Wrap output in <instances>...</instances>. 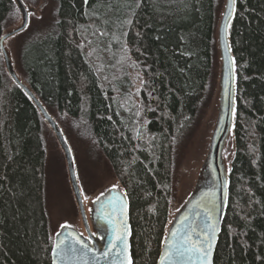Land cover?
Instances as JSON below:
<instances>
[{
  "label": "trees",
  "instance_id": "16d2710c",
  "mask_svg": "<svg viewBox=\"0 0 264 264\" xmlns=\"http://www.w3.org/2000/svg\"><path fill=\"white\" fill-rule=\"evenodd\" d=\"M225 6L54 0L40 29L27 22L4 39L22 37L16 64L24 82L6 55L16 81L10 76L0 46V264H51L42 111L69 154L56 117L67 121V136L96 147L127 204L132 264L157 263L174 149L191 138L219 87ZM17 9L29 16L24 0H0V40L22 27L3 34ZM227 40L235 151L213 264H264V0H236Z\"/></svg>",
  "mask_w": 264,
  "mask_h": 264
},
{
  "label": "rangeland",
  "instance_id": "374dc122",
  "mask_svg": "<svg viewBox=\"0 0 264 264\" xmlns=\"http://www.w3.org/2000/svg\"><path fill=\"white\" fill-rule=\"evenodd\" d=\"M24 0L25 8L29 11L27 17L28 28L42 27L41 18H45L53 11L54 0ZM24 19L23 13L17 9L16 23L5 30L3 34L21 26ZM21 36L8 38L3 42V49L10 57L19 79L24 82V77L17 68L16 54ZM222 59L217 61V76L219 87H216L212 101L207 109L200 125L191 135V138L182 139L174 149V167L171 179V199L168 207V218L163 238L168 234L179 215L186 208L188 201L196 192L197 187L203 182V175L209 168V160L212 151L214 136L220 122L221 109L225 98L222 94L220 80L222 79ZM224 98V99H223ZM234 109V108H233ZM230 113L229 127L220 146L218 163L224 177L230 171L234 157V112ZM55 121L61 128L70 150V161L74 175L76 188L79 189L81 201L85 213V220L90 235L94 237V231L90 220V210L94 201L101 193L109 190H118L122 194L121 186L116 177L106 165L98 150L92 143L77 141V138L68 135L65 127L67 121L62 117H56ZM49 123L45 125L43 139L46 149L45 170V204L48 214V225L54 243L57 233L64 229H71L81 237H87L73 185L69 175V167L64 150ZM68 130V129H67ZM67 133V134H66ZM65 156V157H64ZM115 186V187H114ZM53 243V245H54ZM162 249V248H161Z\"/></svg>",
  "mask_w": 264,
  "mask_h": 264
},
{
  "label": "water",
  "instance_id": "95a60500",
  "mask_svg": "<svg viewBox=\"0 0 264 264\" xmlns=\"http://www.w3.org/2000/svg\"><path fill=\"white\" fill-rule=\"evenodd\" d=\"M230 10L231 9L229 6V0H226L225 10H224V13H223V16H222V19L220 22V27H219V44H220L221 59H222V79H221V87H222L221 92H222V94L221 95L225 98V100H224V103L222 105L220 122H219V125H218L217 130H216L217 133L214 136V142L212 144V151H211V156H210V163H211L210 165L216 169L220 168L218 166V163H217V160L219 157L218 155H219L221 143H222L224 136L226 135V131L229 127L228 121L230 120L229 119L230 113L233 109V73H234V70H233V62H232V58H231V54H230V50H229V46H228V40H227V27H228V23H229V20L231 18V15H232V14L229 15ZM23 16H24V19H23L22 27L20 29L15 30L13 33H11L9 35H5L0 40V46H1V50H3L7 70L10 73V76L15 81H16V77L11 72L9 60H8V58L4 52V49H3V41L8 36H11V35L17 33L18 31H20L22 28H24L26 26L27 14L25 11H23ZM42 114H43V117L51 125L54 132L56 133V136L60 142V145L65 152L67 164L69 167V175H70V179H71V182L73 185V190H74V193H75V196L77 199V203L79 206V210L81 213V217L83 220V224H84L87 236H88V238H90L91 235H90V232H89L88 227L86 225L85 213H84V209H83V205H82V201H81L80 192H79V189L76 188V186H75L74 175H73V171L71 169L72 168L71 161H70L71 158H70L67 146H66L58 128L51 121L49 116L43 111H42ZM225 186H226V179H223V182L219 183V185H218L219 201L215 205L216 208L213 211V219L211 221L212 223L215 224L216 229H217V231L215 233V239L213 241L212 248H211V257H210L211 264H213L215 247H216L218 235L220 232L221 215H222V210H223V196H224ZM112 198H115L117 200L123 199L124 203L126 204L125 198L122 196L114 195ZM212 208H213V206H212ZM206 209L211 210L209 208H206ZM185 218H187V219L185 220ZM126 221H127V225H128V229H129V234L127 237L128 255L131 258V255H130L131 230H130V226H129V222H128L127 208H126ZM207 223H209V221L207 220L206 210L202 211L201 213H199L198 215L195 216L194 212H193V208L188 207L184 212H182L179 215V217L177 218L175 223L172 225L170 230L179 229L181 233H183L185 230H189L191 232L193 239H196L197 236H199L200 238H203V230L206 228ZM105 225H106V232H105L104 238L102 240V244L100 245L101 251L97 254H92L91 252H89V253H87V255L83 256L82 258H81V253H79V252H77L75 255L69 254L63 260H61L59 257L54 256V252H53L54 246L57 243H59L60 241H65L66 244L72 245L73 244V237L79 236V238L82 241L85 240L82 237H80V235H78L75 231H73L71 229L62 230L60 235L56 238L55 243L52 247L51 264H53L54 259L57 260V264H119V261L115 258V254H113V256H110L108 258H105L102 255L103 251L109 246V240L113 239V236H114L112 226H110L107 222ZM193 229L195 230L194 232L191 231ZM170 230H169V232H170ZM169 232H168V234H169ZM168 240L171 241L170 235L168 236ZM75 247L79 248V245H75ZM166 248H167V243H166V241H164V243L162 244V249H161V252H160V255H159V258H158L156 264H160V256L165 252ZM177 264H187V262L186 261H178ZM196 264H199V261H197Z\"/></svg>",
  "mask_w": 264,
  "mask_h": 264
},
{
  "label": "snow or ice",
  "instance_id": "6c2138e0",
  "mask_svg": "<svg viewBox=\"0 0 264 264\" xmlns=\"http://www.w3.org/2000/svg\"><path fill=\"white\" fill-rule=\"evenodd\" d=\"M235 3L236 0H229L231 9L229 15L234 11L233 6ZM233 112H235V109H233ZM101 195L104 194L101 193ZM99 200L100 197L98 196L96 201ZM214 207L212 210H206L209 223H207L206 228L203 230V238L197 236L196 239H193L189 230H185L183 233L179 229L170 230L169 234L165 237L167 248L160 256V264H177L178 261H186L187 264H196L197 261H199V264H211V248L217 231L215 224L211 222ZM126 208L127 205L123 199L109 198L106 210L103 208L96 210L112 226L114 233L113 239L109 240V246L103 251L102 255L108 258L115 254V258L119 261V264H132L131 258L128 255L127 237L129 229L126 221ZM191 231L194 232L195 230ZM59 235L60 233H57V236ZM169 235L171 236V241L168 240ZM75 245H79V248H76ZM91 251L92 249L88 244L84 243L79 236L73 237L72 245L66 244L65 241H60L53 249L54 256L59 257L61 260L65 259L69 254L75 255L77 252L81 253L82 258ZM53 264H57V260L54 259Z\"/></svg>",
  "mask_w": 264,
  "mask_h": 264
},
{
  "label": "flooded vegetation",
  "instance_id": "af4514ba",
  "mask_svg": "<svg viewBox=\"0 0 264 264\" xmlns=\"http://www.w3.org/2000/svg\"><path fill=\"white\" fill-rule=\"evenodd\" d=\"M218 163V160H217ZM209 160V168L205 171V174L203 175V182L200 183V185L197 187L196 192L193 194L191 199L188 201L186 208L183 210V212L188 208L192 207L194 215H198L204 210H207L206 208L213 209L212 206H215L216 203L219 201L218 196V185L219 183L223 182V179H225L222 171L220 168H213L210 165ZM219 166V163H218ZM218 170V171H217ZM114 195H119L123 197V194H121L118 190H111L106 192L104 195L100 196V200L96 201L94 203V206L90 210V220H91V226L93 228L94 233L96 234L94 237H83L84 243L88 244V246L92 249V254H97L101 250L100 245L102 244V240L104 238L105 232H106V220L102 217L100 212H97V209H107L108 206V200L109 198H112ZM216 206L214 207V209ZM81 237V236H80ZM99 241V242H98Z\"/></svg>",
  "mask_w": 264,
  "mask_h": 264
}]
</instances>
